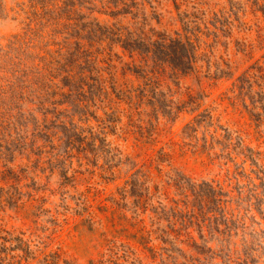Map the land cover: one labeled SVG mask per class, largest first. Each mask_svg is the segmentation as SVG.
Instances as JSON below:
<instances>
[{
	"label": "rangeland",
	"instance_id": "374dc122",
	"mask_svg": "<svg viewBox=\"0 0 264 264\" xmlns=\"http://www.w3.org/2000/svg\"><path fill=\"white\" fill-rule=\"evenodd\" d=\"M46 1L0 0V264H164L174 168L226 190L264 166V0H138L134 16L116 17L84 2L82 48L111 92L85 109L50 83L36 96L39 58L62 37L40 16ZM183 26L199 44L188 71L145 74L138 50L95 37ZM28 44L23 72L12 61ZM186 237L176 245L195 254Z\"/></svg>",
	"mask_w": 264,
	"mask_h": 264
},
{
	"label": "trees",
	"instance_id": "16d2710c",
	"mask_svg": "<svg viewBox=\"0 0 264 264\" xmlns=\"http://www.w3.org/2000/svg\"><path fill=\"white\" fill-rule=\"evenodd\" d=\"M89 3L90 10L96 9L113 17L135 15L134 9L142 4L138 0H47L41 4L46 21L52 22L58 30L55 36L62 35L58 46L54 51L48 50L49 58L40 56L43 64L37 66V74L45 81L37 89L38 98L45 93L43 86L48 83L59 86L60 94L74 96L77 107L86 108V104L106 99L111 93L107 89L99 70L94 71L95 56H92L88 48L82 46L84 29L80 16V8L83 3ZM144 3V2H143ZM47 4V5H46ZM98 6V8H94ZM95 20V31L103 30L100 20ZM90 30V29H89ZM118 30V29H117ZM195 29L183 26L174 30V33L165 30L152 35L140 32L131 36L129 32L108 31L110 34L95 36L97 41H110L112 35L130 50H138L141 54L139 67L147 74L145 68L150 66L148 72L153 73L161 68L164 63L179 69L188 71L194 67L199 44ZM91 34V30L88 32ZM102 33V32H101ZM73 38V39H71ZM85 38L90 39L89 36ZM12 44V43H11ZM29 44L14 54L17 61L12 63L23 70L22 64L27 62ZM6 54V52H5ZM47 60V61H45ZM187 63V64H186ZM145 67V68H144ZM111 91L114 86L109 84ZM109 100V99H108ZM104 113L107 114L105 110ZM110 113V111H109ZM108 115L110 116V114ZM72 122V119L69 120ZM250 171L245 174L246 181L237 178L235 185L226 190L219 183L202 179L194 180L181 169L174 168V174L168 176L172 182L174 191L178 197H172L168 209L162 206L159 218L165 220L167 227L161 230L162 241L161 255L164 264H264V242L258 240L256 232L264 237V166L253 162ZM238 183H241L238 185ZM167 189L164 195L167 197ZM259 215V219H255ZM250 220L258 222L259 228L250 227ZM191 225H196L201 241L192 237L189 230ZM205 229L209 235L216 236L217 246L207 245ZM187 235L188 244L195 250L187 254L177 241L184 242L180 235ZM209 236V237H210ZM175 250L178 251L174 254ZM166 253L163 255V253ZM178 254L182 258H178ZM99 264V263H98Z\"/></svg>",
	"mask_w": 264,
	"mask_h": 264
}]
</instances>
